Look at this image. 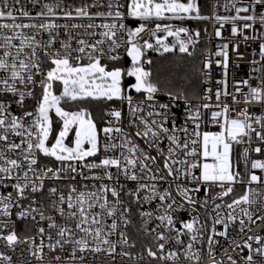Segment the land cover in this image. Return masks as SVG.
I'll list each match as a JSON object with an SVG mask.
<instances>
[{
  "label": "snow or ice",
  "instance_id": "1",
  "mask_svg": "<svg viewBox=\"0 0 264 264\" xmlns=\"http://www.w3.org/2000/svg\"><path fill=\"white\" fill-rule=\"evenodd\" d=\"M161 21H211L217 38L230 25L232 37L264 41V0H212L210 15L201 0H0V264H84L100 252L134 264H264V236L247 235L264 221V63L251 62L258 85L243 79L229 91V45L243 54L239 42L223 43L221 59L206 53L201 69L210 82L213 63L222 68L220 87L192 104L154 82L147 53L192 56L201 31ZM86 101L121 106L98 126ZM202 110L220 131L201 130ZM134 212L148 241L139 252L128 233ZM18 220L34 233L19 234ZM237 227L246 239L230 236ZM219 238L231 252L217 259Z\"/></svg>",
  "mask_w": 264,
  "mask_h": 264
},
{
  "label": "built area",
  "instance_id": "2",
  "mask_svg": "<svg viewBox=\"0 0 264 264\" xmlns=\"http://www.w3.org/2000/svg\"><path fill=\"white\" fill-rule=\"evenodd\" d=\"M76 2L78 3L79 0H76ZM221 5L224 3V0H220ZM211 4H212V0H207V11L204 15H210L211 14ZM218 14L220 15H231L233 13L227 12L224 10V8L221 6L217 9ZM59 23H64L65 21L61 20L58 21ZM73 22H85V21H73ZM100 20H97L96 23H100ZM161 23H172L174 25L177 26H185V27H189L188 25L183 24L180 21H161ZM204 28L201 31V38H200V42L199 44H197L195 51L193 52L196 53L199 49H201V63L203 65V60L205 58V54H211V59L213 61L217 60V59H221L220 57L215 56V52L218 50V46L222 45L223 43H226L228 41H233V42H239L240 43V47H239V53L243 54V59H238L237 57V53L235 51H233V47L232 44L229 45V68H228V84H229V91H232V85L234 81H239V80H243V79H250V82L253 84V86H256L260 83L259 77L261 75V73L259 72H253V68H259L260 64H256L253 65L251 62L253 60H257L260 61L261 63H264V61L261 60V57L259 56V44L261 42V40H250L247 42H244L242 40L241 37H232L231 36V31H230V25H225L224 28L222 29V37L221 38H217L214 35V28H213V22L211 21H204ZM135 26V25H133ZM152 26V25H150ZM217 27H219L217 25ZM190 28V27H189ZM207 28L208 31L207 33L204 32V29ZM192 29V28H191ZM99 31V30H98ZM162 35V34H161ZM154 42V41H153ZM151 53H155L151 50L148 51V54ZM120 63L127 68L128 66H130V58H128L126 55L123 56V59L120 61ZM202 69V66H201ZM224 79L223 76V69L216 66L215 63H213V67L211 69V81L210 82H205V77L202 74V71H200V81H201V95L199 97H193V98H189L190 102L192 104H199V103H203L204 101H202L200 99V97H202L205 93V90L209 87H211L213 89V91L216 90V88L220 87V85L217 83V81ZM125 86H127L128 81L127 78L125 79ZM162 91H164L162 89ZM245 91H247V89H245ZM134 97H138V95L135 92L131 93ZM168 97L164 96V95H160V100L161 102H167ZM223 99V98H222ZM213 103L215 102V98L213 97ZM230 102V101H229ZM27 103L29 105L32 104V101H27ZM120 102L119 101H112L110 103V105L104 110V112L109 108V107H120ZM234 107L237 108V110H239V108L243 107V104L240 105H234ZM13 109L15 110V106H13ZM184 110H185V105H184V101L181 100L180 101V107L178 109H174V111L177 112V123L178 124H182L184 119H185V115H184ZM219 110V109H216ZM203 111V115H204V123L202 124V128L201 130H208V131H220V128L218 125L215 124H211L208 123L207 121L210 118V110L209 111ZM250 112H255L256 114H259L261 109L259 108V106H252L249 108ZM233 116H235V113H232ZM106 118V117H105ZM108 119V118H106ZM190 130H191V125L189 126ZM242 151V146H236L234 149V153H233V159L238 160V154ZM252 156L255 158L256 154L252 153ZM240 170L241 172L244 171V165L243 162H240ZM257 174H260L257 171ZM128 187H132L131 184L127 185ZM253 187H256L255 185H253ZM9 191L11 189H8ZM243 194V186L242 185H236L235 187V192H234V196H239ZM127 199V198H125ZM226 200H228V202H230L231 198H225ZM219 202V201H218ZM155 205H152L151 207H154ZM133 207L135 208V206L133 205ZM147 207V206H146ZM134 216H137V218L139 219V216L137 213H133ZM132 215V216H133ZM255 219V216L253 217ZM13 219H15V217H13ZM140 220V219H139ZM110 222V221H109ZM154 226V225H152ZM250 227L253 229V231L247 232V235H253V233L255 232V234H259L261 236H264V221H259L257 220L256 224L254 225H250ZM16 230L19 234L21 235H29V234H33L34 233V229L32 228L31 224L28 221H16ZM129 230V228H128ZM247 231V230H246ZM230 232V236L233 239L236 240H241V238L246 239L247 237L243 234V233H238V227L237 228H232L229 230ZM117 237H113V239H116ZM220 239V246L217 247V259H220L221 257V248H228L229 252H231V248L229 247L228 243L224 240V238H219ZM253 246L256 247L257 245L255 244V242L253 241ZM47 251V250H46ZM117 251H121L120 248L117 249ZM20 252V249H17V253L16 255L18 256ZM237 252H239V249H237ZM57 254H61V255H67V253H57ZM233 256H236V253H232ZM245 255L247 254V250H245ZM52 255L53 254H49L48 256V260H52ZM86 255V260L84 261V264H134V262L128 261L127 258H123L119 255H117L115 257V260H113V258L109 255H107L104 252H100V253H85ZM25 256H27V254L25 253ZM33 264H36L35 261H33ZM52 264H56V262L54 260H52ZM204 264H207V258L205 257V261Z\"/></svg>",
  "mask_w": 264,
  "mask_h": 264
},
{
  "label": "trees",
  "instance_id": "3",
  "mask_svg": "<svg viewBox=\"0 0 264 264\" xmlns=\"http://www.w3.org/2000/svg\"><path fill=\"white\" fill-rule=\"evenodd\" d=\"M202 14L207 11V0H201ZM183 24L188 25L192 29L204 28V21H183ZM148 57L153 60V64L148 66L153 72V80L164 91L170 90L173 92H181L188 98L199 97L201 95V49L192 56L181 54L177 51L172 53L148 54ZM128 83H132L134 78H127ZM112 102V101H111ZM108 101H86L82 106H86L93 114V118L99 126H103L106 118L104 110L110 105ZM76 105H72V109H76ZM55 127H59L56 125ZM140 220L137 216H132V224L129 226L130 239L135 240L137 247L136 252L142 251V244L148 241L143 236L142 232L137 231Z\"/></svg>",
  "mask_w": 264,
  "mask_h": 264
},
{
  "label": "water",
  "instance_id": "4",
  "mask_svg": "<svg viewBox=\"0 0 264 264\" xmlns=\"http://www.w3.org/2000/svg\"><path fill=\"white\" fill-rule=\"evenodd\" d=\"M162 35H163V34H162ZM168 42H169V43L174 42V38H173V37H168Z\"/></svg>",
  "mask_w": 264,
  "mask_h": 264
},
{
  "label": "rangeland",
  "instance_id": "5",
  "mask_svg": "<svg viewBox=\"0 0 264 264\" xmlns=\"http://www.w3.org/2000/svg\"><path fill=\"white\" fill-rule=\"evenodd\" d=\"M177 50H178V49H177ZM133 82H134V81H133ZM133 82H132V83H133ZM98 126H99V125H98ZM71 139H72V136L70 135V136H69V140H71Z\"/></svg>",
  "mask_w": 264,
  "mask_h": 264
},
{
  "label": "crops",
  "instance_id": "6",
  "mask_svg": "<svg viewBox=\"0 0 264 264\" xmlns=\"http://www.w3.org/2000/svg\"><path fill=\"white\" fill-rule=\"evenodd\" d=\"M181 22V21H180ZM183 23V22H182Z\"/></svg>",
  "mask_w": 264,
  "mask_h": 264
}]
</instances>
